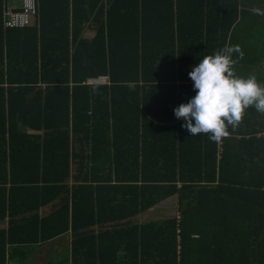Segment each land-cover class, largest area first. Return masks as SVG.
<instances>
[{
    "label": "trees",
    "instance_id": "1",
    "mask_svg": "<svg viewBox=\"0 0 264 264\" xmlns=\"http://www.w3.org/2000/svg\"><path fill=\"white\" fill-rule=\"evenodd\" d=\"M38 1L48 16L43 27L0 33L13 67L4 70L0 56V82L13 81L7 89L0 84V94L17 97L10 116L18 113L19 126L16 160L0 165V219L10 217L0 229V262L264 264L257 251L264 229L256 227L264 223V137H257L264 113L252 107L253 130L229 125L226 136L212 141L205 133L191 136L173 112L195 95L191 66L225 46L239 49L238 75L264 83L261 47L257 73L248 61L253 28L264 37V0H126L108 15L105 0ZM81 14L98 25L90 41L78 22L70 36V19L75 24ZM9 37L17 39V51ZM100 75L109 83L88 82ZM31 95L37 100H27ZM130 108L136 112L126 119ZM79 143L86 149L78 152ZM99 146L113 157L116 183L95 167ZM123 151L135 163L119 165ZM123 187L130 212L121 210L123 199L97 197ZM176 192L179 217L123 222L160 194ZM49 204L53 210L40 214ZM111 204L109 213L104 207ZM202 243L211 246L197 247Z\"/></svg>",
    "mask_w": 264,
    "mask_h": 264
},
{
    "label": "crops",
    "instance_id": "2",
    "mask_svg": "<svg viewBox=\"0 0 264 264\" xmlns=\"http://www.w3.org/2000/svg\"><path fill=\"white\" fill-rule=\"evenodd\" d=\"M58 1L56 3H58ZM90 1H95V0H90ZM105 1H106V14L108 15V13L110 11H113V8L115 7L116 3H125L126 0H105ZM8 5L13 7L14 9H20L21 3L18 1L7 2L6 0H0V25H2V28L0 29V33L2 32V34H7L9 32L7 30V28H5V26H4L5 11H6V8ZM38 6H39V1H38ZM42 17L48 18L47 15L42 14L41 8L39 6V12H38L36 19L34 20L33 24L28 26V27H32V26L43 27V23L41 20ZM106 19H107V16H106ZM72 22H73V18L70 19V26L68 27L70 29V36H72V30H74L77 27V22H78V27L82 28V29L84 28L82 37L86 41H90L96 37L97 32H98V25L96 24V22H94V20L93 21L83 20L82 14H81L77 17V19H75V24H72ZM39 37L42 38V34ZM9 38H10V40H14L15 51H17V39L15 37H9ZM4 43H6V41H4ZM31 44L33 45L32 48H35L37 43L36 44L31 43ZM41 46H42V44H41ZM45 48H46V46H45ZM8 50L9 49H8L6 44L3 47H0V53H1L0 56L3 57L2 58L3 59L2 68L4 70H7V68H9V63H11V70L13 69L12 57H11V62H8ZM10 50H11V54H12V44H11ZM16 56H17V54H16ZM240 62H241V58H240ZM100 76H108V75H100ZM100 76H98V77H100ZM11 82H13V81L4 79V81L0 82V84H2V86L6 87V89H7V87L9 85L13 84ZM107 83H109V78H108ZM107 83H97V84H107ZM39 85H42L44 87L43 83H36L35 84V86H39ZM27 100H37V95H31V97H27ZM125 107H127V106H125ZM125 107L123 109H125ZM14 109H17V97H11V95H10V98H8L7 94H5V95L0 94V165L1 164L9 165L11 161L16 160L17 154L15 153L16 152L15 147L17 145V142L19 141L18 137H17L19 126L16 125L17 119H18V113L15 115V117L11 118V116H10V115H14ZM35 112H36L35 110L30 111V113H35ZM113 112H114V106L111 102V104H109V106H108L107 114L111 113L113 116ZM135 112H136V110H131V108H130V109L124 111L123 116H125L127 114L126 119L127 118L129 119V117H130L129 115L131 113H135ZM15 113H16V111H15ZM253 117H255V116L253 115L250 117H246L245 119H241V121L237 125L239 126V125H243L246 123L247 127H249L248 128L249 131H251L254 129V124H255V120ZM147 130H150V129H147ZM155 130L158 131L157 129H155ZM121 131L124 134L130 131V128L126 126V120H125V126L122 127ZM27 132L31 133V134H37V133H40L41 131L28 128ZM259 136L264 137V132L257 133V137H259ZM237 137L242 138L241 134H238ZM86 146H87L86 144L84 147L83 144L79 143L77 145V151L80 152L81 149H86ZM101 149H102V146H99L98 148H96L93 151L92 156L96 158V166L95 167H100V175L106 174L107 176L111 177V179L113 180V183H116L115 182V180H116L115 165L116 164L113 160V157H112V155L102 154ZM140 162H142V160H140ZM133 163H135V157H131V155L125 154L123 151L120 159L118 160V164L124 165V166H130ZM122 171H123V168H121V172ZM122 175L124 176L123 172H122ZM92 177H93V180H96V178H94V176H92ZM112 185H114V184H112ZM120 186H122V185H120ZM126 194H127L126 189H124V187H123L120 189H113V191L100 192L97 195V197L101 196L100 198H107V199H114V198L118 197L119 199H123L122 203H121V210H123L124 212H126L128 210V212H130V207H131L132 203H131L130 198ZM80 197H81V193L79 194V198ZM159 197H160V200H157V202L153 206L137 213L133 217L129 216V218H124L123 222L126 223L129 221H132L133 223H139V224L151 223V222L152 223H161L164 220H166L170 217H173L174 215H178V217L180 216V214H179V212H180L179 211L180 210L179 193L176 192V193H172L170 195L160 194ZM81 198H85V196H83ZM127 201H128V203H127ZM100 205H101V209H102L101 201H100ZM113 207H114V205H112V204L106 205L104 207V209H106L110 213L112 211ZM53 208H54V206L52 204H49V205L41 207L39 212L42 215H48L53 210ZM9 220H10L9 216H6L5 218L0 219V229H3V228L7 229L8 224H9ZM256 227H260V228L264 229V223L256 224ZM196 244H197V242H196ZM210 246L211 245H209L207 243H202L201 245H197V247H200L201 249H202V247H210ZM44 250L46 251V248L43 249V251ZM257 251L260 252L261 254H263V256H264V243H262L261 245H259L257 247ZM48 252H46V253H48ZM201 254L203 255L204 253L201 252ZM42 256L45 257L44 255H42ZM9 262H10V260L7 257L6 261L0 262V263H2V264L8 263L9 264Z\"/></svg>",
    "mask_w": 264,
    "mask_h": 264
},
{
    "label": "clouds",
    "instance_id": "3",
    "mask_svg": "<svg viewBox=\"0 0 264 264\" xmlns=\"http://www.w3.org/2000/svg\"><path fill=\"white\" fill-rule=\"evenodd\" d=\"M238 51L225 46L191 66L188 76L195 95L173 109L191 136L205 133L210 140L220 141L228 134V126L235 128L249 107L264 113V83L254 75L235 72L233 53Z\"/></svg>",
    "mask_w": 264,
    "mask_h": 264
},
{
    "label": "built area",
    "instance_id": "4",
    "mask_svg": "<svg viewBox=\"0 0 264 264\" xmlns=\"http://www.w3.org/2000/svg\"><path fill=\"white\" fill-rule=\"evenodd\" d=\"M7 2L18 1L20 9L7 6L4 17L5 28H25L33 24L36 19L39 7L38 0H6ZM89 83H107L108 76L90 78ZM2 264V263H0ZM8 264V263H4Z\"/></svg>",
    "mask_w": 264,
    "mask_h": 264
},
{
    "label": "rangeland",
    "instance_id": "5",
    "mask_svg": "<svg viewBox=\"0 0 264 264\" xmlns=\"http://www.w3.org/2000/svg\"><path fill=\"white\" fill-rule=\"evenodd\" d=\"M255 29L253 28V34L251 37V46H249V56H248V61L249 63H251L250 65V69L252 70V74L257 73V68L253 66L254 63H256V59H257V53L256 50H258L259 48L261 53L264 55V50L262 47H264V37L262 36L260 38V36L258 35V32L254 31ZM246 68V67H245ZM262 71V70H261ZM254 112L252 107H249L248 109H246L245 114L243 115V119H245L246 117H250L253 116ZM43 252V250H41ZM32 264H34L32 262Z\"/></svg>",
    "mask_w": 264,
    "mask_h": 264
}]
</instances>
